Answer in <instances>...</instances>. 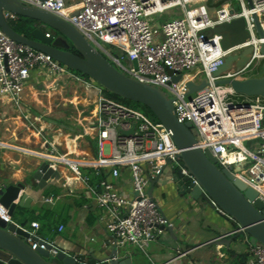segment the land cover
Returning <instances> with one entry per match:
<instances>
[{
	"label": "built area",
	"instance_id": "1",
	"mask_svg": "<svg viewBox=\"0 0 264 264\" xmlns=\"http://www.w3.org/2000/svg\"><path fill=\"white\" fill-rule=\"evenodd\" d=\"M18 1L69 22L126 76L167 91L178 121L192 125L198 147L217 158L220 169L230 170L258 192L256 200L264 204V97L245 96L250 99L235 101L232 86L218 83L245 80L252 68L264 61V37L260 36L255 21L257 16L264 33V0H235L239 11L227 0ZM75 6L80 8L66 12ZM175 9H180L179 18L166 22L161 29L150 23V18ZM17 17L5 13L7 20ZM237 19H244L248 37L225 49L222 35L214 30ZM46 37L51 38L52 34L47 31ZM105 44L125 54L127 64L108 51ZM248 48L252 53L241 69L233 66L222 76H216L227 57L242 54ZM35 70L46 71L54 78V88L60 80L61 87L66 86L67 80L76 83L82 93L97 97L96 117L76 125L82 133L74 136L79 141L88 138L91 160L73 157L67 151L58 155L53 144L51 151L42 156L51 160L56 169L68 168L83 185L86 196L101 212L99 222L108 234L109 246L120 251L133 246L150 257L151 243L161 230L173 226L155 198L149 196L152 180L162 174L170 160L168 169L181 162L183 176L196 182L179 159L182 150L174 142L172 132L140 110L105 95V89L93 79H86L52 56L15 41L0 26V100L7 101L16 111L26 110L19 113L20 118L39 135L43 133L38 128L40 119L32 121V114L24 104L25 88ZM178 76L180 80L175 82ZM201 76L205 78L199 81ZM191 82L196 86L203 82L207 85L188 100L192 95L189 94ZM75 109L78 116L85 112ZM132 129L129 135L122 133ZM245 141L257 144L249 147ZM83 167L89 168L87 174L83 173ZM72 183L63 184L71 193ZM3 189L4 185L0 184V192ZM55 198L49 196L44 202L54 203ZM0 218L6 223L13 222L9 210L1 203ZM32 228L31 234L37 238L30 239L32 248L44 250L49 244L51 254L57 255L60 248L36 234L40 224L33 222ZM59 230L63 231L64 226ZM247 264H264L263 245H250Z\"/></svg>",
	"mask_w": 264,
	"mask_h": 264
},
{
	"label": "water",
	"instance_id": "2",
	"mask_svg": "<svg viewBox=\"0 0 264 264\" xmlns=\"http://www.w3.org/2000/svg\"><path fill=\"white\" fill-rule=\"evenodd\" d=\"M6 12L37 21L39 25L34 28L30 37L19 34L5 18ZM255 21L260 36L264 37L257 16ZM0 26L15 41L52 56L69 69L93 79L116 96L147 107L157 120L172 132L174 142L182 150L179 159L196 182L184 177L180 167L168 169L171 164L168 160L162 174L151 182L149 190L151 198H155L157 187L164 184L161 180L164 173H167L169 176L164 186L168 190H175V195L179 200H183L186 206L202 209L206 203L227 222H233L231 238L228 240L223 237L217 238L212 242L213 245H222L230 250L232 245L238 246L247 240L250 245L264 246V204L256 200L258 192L236 178L230 170L220 169L217 166L218 159L209 151L204 152L198 147L192 125L178 121L173 100L164 91L126 76L95 49L72 24L44 10L28 7L18 0H0ZM48 28L63 37L53 35L51 38L46 37ZM214 32L222 35L225 49L244 42L248 37L244 19L220 25ZM72 47L78 54L71 51ZM262 52L264 53V45ZM251 53L252 49L248 48L242 54L227 57L224 65L216 72V76H222L233 66L241 69L249 61ZM262 69V77L220 80L218 83L231 85L238 95L264 97V62ZM179 80L180 76L174 78L175 82ZM206 85V82L199 86L191 82L189 94L203 90ZM133 131L132 129L130 132L122 133L129 135ZM40 158L42 160L39 164L27 169V177L23 182L6 184L0 192V203L9 210L12 217L15 216L18 207L30 208L33 202L39 200L33 193L44 190L49 184H54L60 179L59 170L52 166V161L45 157ZM165 230L170 234H176L174 226ZM178 231L186 233L182 226ZM236 231L238 232L234 234ZM30 239L37 240L25 226L16 221L6 223L0 218V264H135L133 260L124 258L122 251L109 245L89 248L86 243L76 242L72 243L71 249L60 248L59 253L53 255L51 245L47 244L44 250L41 248L34 250Z\"/></svg>",
	"mask_w": 264,
	"mask_h": 264
},
{
	"label": "crops",
	"instance_id": "3",
	"mask_svg": "<svg viewBox=\"0 0 264 264\" xmlns=\"http://www.w3.org/2000/svg\"><path fill=\"white\" fill-rule=\"evenodd\" d=\"M54 80L46 71H33L25 88L24 104L27 110L35 109L38 112L36 115L43 116L42 120L41 117L34 115L35 120L36 118L40 119L38 128H41L43 133L39 135L37 131L30 130L20 115L18 118H13L17 122L20 121L24 129H8L10 134L0 137V142L3 143L0 145V180L9 179L10 184L23 182L27 177V169L39 164L42 160L40 157L49 153L51 149L49 142L59 149L58 155H61V148H63L72 156H89L90 148L86 141L83 140L84 143L81 144L78 137L71 138L69 136L70 132L61 133L63 127L59 125L63 119L79 125L84 124L85 120H90L89 118L84 115H76L71 118L60 116L51 119L44 118L40 112L46 110V112L52 113L56 102L66 109L72 108L73 104L75 105L74 109L79 106L88 109V105L83 104L87 98L76 94L79 91L76 90L78 88L73 83H68L64 79L67 85L61 87L60 80L59 86L54 88ZM72 90H76V92ZM67 93L71 97H68ZM79 98L82 99L79 100ZM15 111L7 101L0 100V117H2L0 123H7V120L3 119L10 114H17ZM93 112L91 114H94ZM95 117L96 114L92 119ZM84 144L86 147H83ZM256 144L257 142H250L247 146L252 147ZM58 170L60 180L50 185L48 190L51 195H43L40 201L33 202L30 207L44 204L47 211L46 219L42 222L39 219H33L31 223H28L26 213L20 209L19 214L13 216V221L23 226L26 225V229L30 232L34 231L32 223L38 222L40 228L36 234L65 250L71 249L72 243L76 242L86 243L89 248L108 245V234L99 222V213L101 212L86 196L85 189L80 182L74 184L73 181L71 186L74 192H68L63 187L64 182H61V173L65 174L68 180L72 179V175L65 167L59 166ZM166 175L167 177H163L161 180L164 184L169 174ZM0 184L6 185L4 181H0ZM164 184L155 190V200L172 221L176 234L161 230L158 238L151 243L148 249L150 257L141 253L136 247L129 246L122 250L124 258L133 260L135 264H247L250 255V244L247 240L238 246L232 245L230 250L222 245L212 244L217 238L223 237L225 240L231 238L233 222H227L216 210L210 209L206 203L202 209L186 206L184 201L179 200L175 195V190L166 189ZM34 196L37 197V195ZM49 196H56L54 203L44 202V198ZM29 225L32 231L28 228ZM61 226H64L63 231L59 230ZM181 226L185 228L186 233L182 234L178 231ZM176 238L178 239L176 240Z\"/></svg>",
	"mask_w": 264,
	"mask_h": 264
},
{
	"label": "rangeland",
	"instance_id": "4",
	"mask_svg": "<svg viewBox=\"0 0 264 264\" xmlns=\"http://www.w3.org/2000/svg\"><path fill=\"white\" fill-rule=\"evenodd\" d=\"M80 0H77V2H79ZM218 1V0H217ZM227 2L228 3H231L232 5H233V7H234V9H235V11H239L240 10V8H239V6L237 5V3H236V1L235 0H227ZM208 5V4H207ZM178 11H180V9H175V10H173V11H170V12H168V13H166V14H163V15H160V16H157V17H152V18H150V23L152 24V25H154V26H156L157 28H159V29H161V27H162V25L163 24H165L166 22H168V21H172V20H175V19H177V18H179V15H178ZM23 18H25V17H23ZM37 22V21H36ZM28 22H26L25 21V24H22L23 26V28L25 29H27V27H29L30 26V24H27ZM38 23V22H37ZM41 25V24H40ZM26 26V27H25ZM38 26V25H37ZM48 32H50L53 36H57V37H63L62 35H60L59 33H57V32H55L53 29H51V28H48V30H47ZM105 47L107 48V50L108 51H110L114 56H116V57H118L124 64H127V59H126V55L125 54H123L119 49H117L116 47H114V46H112V45H106L105 44ZM263 62L264 61H261V62H259L258 64H257V66H254L253 68H252V72L251 73H249L248 74V76H247V78H258V77H262L263 76V69H262V67H263ZM205 77L204 76H201L200 77V79H199V81L200 80H203ZM86 79H89V77H87L86 76ZM74 85H75V87H78V85L76 84V83H73ZM71 89H73V88H71ZM76 90L77 91H79L78 93L76 92ZM76 90H72L73 92H76V94L78 95V96H81V94L83 95V93L80 91V89H76ZM164 91V90H163ZM166 94H168V92L167 91H164ZM104 94L105 95H107L108 96V94H107V92L105 91L104 92ZM67 96L68 97H71V95H69V93H67ZM83 96H93V95H91V94H84ZM195 96V94H192L191 96H188V100H190V98H192V97H194ZM82 98H79V100H81ZM233 99L235 100V101H239V102H242V101H245L246 99H250V98H246L244 95H235L234 97H233ZM95 103V100L94 99H86V100H84V102H83V104L84 105H88V109H84L82 106H79V108H80V110H85V112H84V116H86L87 118H89V119H92L93 118V116H94V114H91L92 113V111L94 110V104ZM74 106V105H73ZM73 106H72V108H68V109H66V108H63V107H61V105H60V103H58V102H56L55 103V108H54V111L52 112V113H49L48 111L46 112V110H44V111H40L41 112V114H43L44 115V118H58V117H60V116H62V117H70L71 118V116H76L77 115V111H76V109H74L73 108ZM129 106H131V107H133V108H135V109H138V110H140L141 112H143V113H145L146 115H148L151 119H153V120H155V121H157V118L155 117V115L152 113V111L149 109H147V107L145 108V106H140V105H133V104H131V105H129ZM76 111V112H75ZM28 112L29 113H31L32 115H35V116H38V117H41L42 118V120H43V116L42 115H36V114H38V112L35 110V109H28ZM18 115L19 114H10V115H8V116H6L3 120H7L6 122L7 123H0V137L1 136H6V135H8V133L10 134V132L8 131V129L10 130V129H18V130H23L24 129V127L22 126V123L20 122V121H16V120H14L15 119V117L16 118H18ZM2 117H0V119H1ZM14 118V119H13ZM68 122V121H67ZM158 123H160L159 121H158ZM61 124H63V123H61ZM69 127H70V129L71 130H73V131H79V133H82V129L80 128V127H78V126H76L75 124H74V122H71V121H69V123L67 124ZM263 125H264V119H263ZM61 127H63V125H61ZM52 128H53V126H52ZM61 129H63L62 131H61V133H68V132H66L65 131V129H64V127L63 128H61ZM69 132H71L70 133V135H73V137L74 136H77V134H73L72 133V131H69ZM45 134V133H44ZM52 138V137H51ZM72 138V137H71ZM84 141H86V143L88 144V138H85L84 139ZM84 142H83V140L81 141V144H83ZM250 142H247V141H245V145L247 146L248 144H249ZM51 143L49 142V146H51V149H52V145H50ZM89 145V144H88ZM56 147V146H55ZM83 147H86V144H84V146ZM93 147V145H91V148ZM57 148V147H56ZM81 148V147H80ZM51 149H50V151H51ZM83 149H85V148H83ZM59 149H57V151H58ZM49 151V152H50ZM61 153L63 154L64 152H63V148L61 149ZM180 165H181V162H177V163H175V167H180ZM83 170H85V171H89V168H86V167H83ZM167 173H164V178L165 177H167V175H166ZM1 182H5V184H10V180L9 179H3V180H0ZM50 185L51 184H49L44 190H42V191H38L37 193H33L34 195H37V197H38V201H40L41 199H42V196L44 195V196H46V195H51V193L49 192V188H50ZM157 189H159L158 187H157ZM123 194H124V192H122ZM41 203V202H40ZM23 210L25 213H26V217H27V219H28V223H31V220H33V219H39L41 222L42 221H44L46 218V216H45V214H46V207H45V205L44 204H40V205H38V206H35V207H32V208H26V207H18L17 208V210H16V215H18L19 214V210ZM99 215H100V213H99ZM28 228L32 231V228L30 227V225L28 226ZM43 231V230H42Z\"/></svg>",
	"mask_w": 264,
	"mask_h": 264
},
{
	"label": "trees",
	"instance_id": "5",
	"mask_svg": "<svg viewBox=\"0 0 264 264\" xmlns=\"http://www.w3.org/2000/svg\"><path fill=\"white\" fill-rule=\"evenodd\" d=\"M25 21L26 22H28L27 24H30V26L29 27H27V29L25 28H23L22 26V24H25ZM8 22H9V24H10V26L17 32V33H19V34H22V35H25V36H28V37H30L31 36V33H32V31L34 30V28L37 26V25H39V23H37L36 21H34V20H31V19H28V18H23V17H17L16 19H14V20H12V19H9L8 20ZM26 27V26H25ZM73 53H75V54H78V52H77V50L74 48V47H72V50H71ZM78 74H81V73H79V72H77ZM106 92H107V94H108V97H110V98H112V99H115V100H117V101H120V102H122V103H124V104H126V105H131V104H133V105H140V106H142L141 104H138V103H134V102H132V101H129V100H127V99H124V98H121V97H119V96H116L115 94H113V93H111V92H109L108 90H105ZM146 108V107H145ZM148 109V108H147ZM149 110V109H148ZM158 121V120H157ZM61 123H63V124H61ZM61 123L59 124L60 126L61 125H63V127H64V129H65V131L66 132H68L69 133V131H72V133L73 134H81V133H79V131H73V130H71L70 129V127L67 125L68 123H69V121L67 122V120H62L61 121ZM71 133V132H70ZM90 151V153H89V157L90 158H92L93 157V154H92V152H91V150H89ZM62 170V172L64 173V170H63V168L61 169ZM82 171H83V173L84 174H87V171H85V170H83V168H82ZM65 175V174H64ZM24 226H26V225H24Z\"/></svg>",
	"mask_w": 264,
	"mask_h": 264
},
{
	"label": "bare ground",
	"instance_id": "6",
	"mask_svg": "<svg viewBox=\"0 0 264 264\" xmlns=\"http://www.w3.org/2000/svg\"><path fill=\"white\" fill-rule=\"evenodd\" d=\"M78 8H80L79 6H75V7H70V8H68L67 9V13L68 12H71V11H74V10H77ZM82 98H87V99H94L95 100V103H94V105L96 104V102H97V97L96 96H81ZM26 110H23L22 112H25ZM94 112V114H96L97 113V107H95L94 108V110H93ZM17 114H21L22 112H19V111H15ZM31 120L32 121H34L35 120V116L34 115H31ZM39 154V153H38ZM81 155V154H80ZM73 157H75V156H73ZM84 157H86V158H88V159H90L91 160V158L89 157V156H87V155H84ZM66 168V167H65ZM66 170H68V173L70 174V175H72V179L70 180H68L67 178H66V175H64V174H62L61 173V182H66V181H68V182H72V181H74V184L75 183H77V182H79L78 180H77V178H76V176L72 173V172H70L69 171V169H67L66 168ZM60 180V179H59ZM59 180H56V181H59Z\"/></svg>",
	"mask_w": 264,
	"mask_h": 264
},
{
	"label": "clouds",
	"instance_id": "7",
	"mask_svg": "<svg viewBox=\"0 0 264 264\" xmlns=\"http://www.w3.org/2000/svg\"><path fill=\"white\" fill-rule=\"evenodd\" d=\"M8 21V20H7ZM247 79H249V78H247ZM246 80V79H245ZM238 95V94H237Z\"/></svg>",
	"mask_w": 264,
	"mask_h": 264
}]
</instances>
